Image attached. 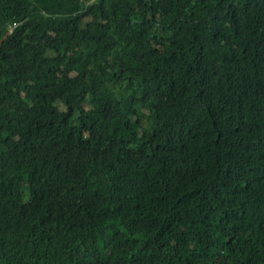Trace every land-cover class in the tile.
Returning a JSON list of instances; mask_svg holds the SVG:
<instances>
[{"label": "trees", "instance_id": "1", "mask_svg": "<svg viewBox=\"0 0 264 264\" xmlns=\"http://www.w3.org/2000/svg\"><path fill=\"white\" fill-rule=\"evenodd\" d=\"M0 264H264V0H0Z\"/></svg>", "mask_w": 264, "mask_h": 264}]
</instances>
